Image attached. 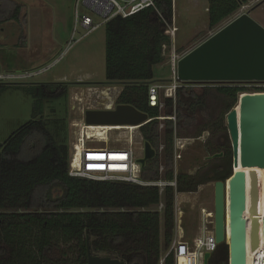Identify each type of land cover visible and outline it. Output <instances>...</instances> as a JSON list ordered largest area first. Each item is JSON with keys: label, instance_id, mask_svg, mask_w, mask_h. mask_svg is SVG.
<instances>
[{"label": "trees", "instance_id": "obj_1", "mask_svg": "<svg viewBox=\"0 0 264 264\" xmlns=\"http://www.w3.org/2000/svg\"><path fill=\"white\" fill-rule=\"evenodd\" d=\"M251 1L208 0L209 28H218ZM21 8L16 6L13 20L19 21ZM172 17V0H154L153 5L126 18L118 16L106 25L107 83L124 87L118 104L131 105L152 120L140 131L157 156L143 168L142 178L176 182V187L165 188L167 247L174 238L176 195L197 192L200 186L209 183L227 181L233 174L232 149L229 148L222 152L223 158L214 160L195 175H175V134L192 127L196 111L204 109L205 104L203 97L192 88H179L176 103L167 100L165 108L168 110L164 113L165 117L174 116L176 122L165 120L162 129L158 120L162 111L148 105L149 86L155 82L154 67L164 61L162 47L170 41L164 24L171 22ZM24 85L29 86L41 115L45 101L66 97L69 93L67 83L15 86L0 83V94ZM215 90L230 101L226 114L235 107L238 110L239 96L247 92L235 84H224ZM257 91L263 93L264 89ZM219 126L227 131L224 120ZM69 159L70 147L57 142L43 117L32 120L5 144H0V248L7 249H1L0 264H46L56 241L77 243L79 264H87V235L90 242L94 238L92 252L109 257L116 255V259L127 264H159L163 250L162 214L154 207L162 203L160 189L71 177ZM238 171L243 172L246 179L252 175L259 180L262 213L264 169L235 168V172ZM181 197L185 199L184 195ZM228 231L230 237L229 226ZM221 249L226 257L214 264H228L229 249L225 244ZM165 264H175L173 254L167 257Z\"/></svg>", "mask_w": 264, "mask_h": 264}, {"label": "rangeland", "instance_id": "obj_2", "mask_svg": "<svg viewBox=\"0 0 264 264\" xmlns=\"http://www.w3.org/2000/svg\"><path fill=\"white\" fill-rule=\"evenodd\" d=\"M173 17L171 22L164 24L166 35L176 27L175 42L170 39L169 47H175L177 55H187L202 42L209 39L222 27L235 18L250 14V16L264 27V0H253L247 6L242 7L234 16L223 22L218 28H209L208 0H172ZM28 7H22L19 21H13L16 3L10 0H0V75L22 74L26 71L40 73L36 77L24 81L4 80L0 83L15 86L17 84H52L67 83L69 93L66 97L45 101L44 112L41 115L36 107V99L31 94L29 86L11 87L0 94V144H5L12 135L21 130L32 120H40L43 117L47 128L54 135L57 142L72 143L71 124L79 120L78 105L82 104L83 113L89 107H94L102 101L105 109L114 108V96L110 92L104 94L88 93V87L106 88L112 87L120 90L116 84L110 86L106 80V25H103L94 33L84 36L86 30L76 22V12L90 15L96 23H101L103 18L89 8L84 7L83 0H29ZM13 21V22H12ZM154 83L164 86L171 84L173 76L170 67V57L154 67ZM83 83V84H76ZM85 83V84H84ZM224 84H183L182 87L192 88L203 97L205 108L197 110L194 124L183 131H177L174 139V172L175 175H195L214 160H208L215 154L231 148L229 132L223 130L219 124L224 120L227 126L226 114L230 101L219 96L216 87ZM244 87L249 94L259 93L258 89H264V83L235 84ZM117 91H113L116 94ZM264 93V92H263ZM99 95V96H98ZM240 97V96H239ZM85 100V101H84ZM167 101V100H165ZM185 102L189 103L188 99ZM101 107V106H99ZM94 109H97L95 107ZM175 109V107H174ZM241 107L238 108L240 113ZM160 117L161 126H164V113ZM189 114V111L187 110ZM226 114V115H225ZM176 122V120H175ZM85 120L79 124L78 143L75 148L74 158L82 170V153L88 143L85 142ZM220 127V129H219ZM71 128V129H70ZM119 135V134H118ZM228 137V141H227ZM226 139V141L224 139ZM180 140V144L177 141ZM229 142V143H228ZM177 144L179 148H177ZM91 148H102L104 144H89ZM120 145H125L121 143ZM109 146V145H108ZM113 146V145H112ZM220 151V152H218ZM179 156V158H176ZM219 159V158H218ZM229 181V179H228ZM255 183L254 197L251 200L250 179H246L247 198L243 213V264L250 262L251 256L258 248V230L261 217V185L259 180ZM162 195V203L154 207L162 214V255L166 256L173 248L177 238L179 226L181 233H185V241L193 247L195 239L199 235L200 228L207 218L214 219V183L200 186L197 192L184 193L185 199L176 195L175 200V231L172 244L167 247L165 241V188H159ZM182 195V194H181ZM181 198V199H180ZM253 203V204H252ZM182 212L181 216L179 214ZM259 219V222L258 220ZM252 222L253 249L250 250L249 222ZM184 230V231H183ZM231 241V237H229ZM94 238L91 239V242ZM228 244L230 242L228 241ZM226 245V244H225ZM1 247V246H0ZM224 247V244L221 245ZM221 247L218 249L211 264L223 260L226 255ZM228 247V246H227ZM6 249L5 247L0 248ZM229 249V247H228ZM7 250V249H6ZM79 247L75 242L55 243V248L46 264H79ZM94 255L107 257V254L93 252ZM7 254L4 257H7ZM195 254L182 255L178 264H194ZM111 257V256H110ZM181 257L185 261H180ZM116 259V255H112ZM2 260L0 254V261Z\"/></svg>", "mask_w": 264, "mask_h": 264}, {"label": "water", "instance_id": "obj_3", "mask_svg": "<svg viewBox=\"0 0 264 264\" xmlns=\"http://www.w3.org/2000/svg\"><path fill=\"white\" fill-rule=\"evenodd\" d=\"M177 81L181 84H248L264 83V27L250 14L241 15L222 27L209 39L185 55L178 63ZM117 103V101H116ZM113 109L100 107L83 113L88 125L140 126L152 120L131 105L116 104ZM236 107L227 115V129L232 146L233 174L227 181L214 183V233L223 245L230 227V264H243V213L246 206V177L235 168H264V93L241 94ZM157 152L144 143V156L138 163L145 168ZM223 153L208 157L222 158ZM251 200L255 183L250 175ZM229 199V203H228ZM253 204V203H252ZM228 216L230 224L228 225ZM254 222V221H252ZM252 222L249 224L250 250L253 249ZM227 226V231H226ZM87 264H127L120 259L94 255L90 236H86ZM210 253L204 256L209 264Z\"/></svg>", "mask_w": 264, "mask_h": 264}, {"label": "built area", "instance_id": "obj_4", "mask_svg": "<svg viewBox=\"0 0 264 264\" xmlns=\"http://www.w3.org/2000/svg\"><path fill=\"white\" fill-rule=\"evenodd\" d=\"M154 0H83V5L86 8H89L97 15L103 18L101 23H96L95 20L88 14H81L76 12V22L87 32L84 36H88L103 25H106L112 19L122 16L124 18L129 17L146 7L153 5ZM177 29L174 27L168 36L175 42ZM162 56L164 58L170 57V67L172 70L173 76L171 77V84L168 86L161 85L159 83H152L149 86L148 90V105L152 108H159L162 111L166 106L165 100H172L176 103L177 99V90L182 87L183 84L177 81V67L179 61L185 56L177 55L175 47H169L168 44H164L162 47ZM40 73L29 72L26 71L22 74H12L8 76L0 75V81L11 80V81H24L30 79L32 77H36ZM114 86V85H111ZM121 86V85H120ZM106 89V91L113 94V91H118L116 88L107 87V88H99V87H88V93L94 94H102V90ZM124 87L121 86L120 92L122 93ZM120 93V95H121ZM119 95V96H120ZM99 96V95H98ZM119 96L114 100V107L116 101H118ZM117 104V103H116ZM95 107H89L87 110H96ZM100 107H97L99 109ZM160 117L158 118V120ZM168 120H172L175 122L176 118L170 117ZM163 126H161V129ZM141 127L138 130V136L133 142L132 145H113L102 148H93L92 150L95 155L91 154V156L97 157L98 161L91 165L93 167L92 171H83L79 167V163L73 157V149L74 143H71L70 146V159H69V175L75 178H82L94 181L101 182H124L135 184L143 187H158V188H166L167 186L176 187V182H166L164 180L159 181H145L142 178V166L138 163V160L143 158L144 156V143L146 142L141 133ZM179 141H177L178 144ZM177 144V148L179 145ZM92 150H88L91 152ZM163 150V146L160 149ZM179 158V156H176ZM161 172H163V168H161ZM258 220V219H257ZM180 227L177 230V238L174 242L173 248L166 255L161 257L159 264H165L167 257L171 254L175 257V264H178V259L182 255L195 254L197 256L198 264H204V256L206 253H210L211 257L209 259L212 261V258L218 251L220 245L216 243L215 233H214V219L208 220L207 218L204 220L199 235L195 239V244L192 247L190 243L185 241V233H181ZM184 231V230H183ZM227 231V226H226ZM226 232V244H228V236ZM228 264H230V257L228 258Z\"/></svg>", "mask_w": 264, "mask_h": 264}, {"label": "bare ground", "instance_id": "obj_5", "mask_svg": "<svg viewBox=\"0 0 264 264\" xmlns=\"http://www.w3.org/2000/svg\"><path fill=\"white\" fill-rule=\"evenodd\" d=\"M85 101V100H84ZM74 104L78 106V114H81V118L79 120H74L71 124L72 128V142L74 143V148H76L78 143V136H79V124L84 117L82 116V108L83 105H78L75 101ZM167 119H163L165 121ZM70 128V129H71ZM140 126H111V125H88L85 123L84 125V137L85 142L88 143L85 150L82 153V170L91 172L93 167L91 165L96 164L98 159L95 156H89L91 154L95 155V153L90 147L89 144H104V145H119L121 143L132 145L135 139L138 136V130ZM119 134V135H118ZM88 150H92L88 152ZM75 149H73V157H76ZM259 168V167H258ZM264 169V168H261ZM245 197L247 198V185L245 184ZM262 223L260 221V225H257L258 236V248L256 249L255 253L251 256L250 262L247 264H264V200L262 201ZM259 222V219H258ZM262 224V226H261ZM194 264H198L197 256H193ZM180 261H185L181 257ZM181 262H179L180 264Z\"/></svg>", "mask_w": 264, "mask_h": 264}, {"label": "crops", "instance_id": "obj_6", "mask_svg": "<svg viewBox=\"0 0 264 264\" xmlns=\"http://www.w3.org/2000/svg\"><path fill=\"white\" fill-rule=\"evenodd\" d=\"M11 2H15L17 5L16 6H20V7H28L29 6V3H28V1L29 0H10ZM14 21V20H13ZM12 21V22H13ZM14 22H16V21H14ZM52 84H55V83H52ZM76 84H83V83H76ZM85 84V83H84ZM110 85V84H109ZM111 86V85H110ZM107 88V87H106ZM104 92H107L106 91V89H104V90H102V94H104ZM120 90L119 91H117L116 92V94H114L113 93V98H114V100H116V98L120 95ZM182 195H184V194H182ZM181 194H179L178 196H177V198L178 197H181L182 196ZM182 200H184V199H182Z\"/></svg>", "mask_w": 264, "mask_h": 264}, {"label": "flooded vegetation", "instance_id": "obj_7", "mask_svg": "<svg viewBox=\"0 0 264 264\" xmlns=\"http://www.w3.org/2000/svg\"><path fill=\"white\" fill-rule=\"evenodd\" d=\"M102 101H103V100H102ZM102 101L98 102L94 107H99V106L104 107V106H102V105H99L100 103L103 104ZM230 144H231V143H230ZM223 154H224V153H223ZM215 155H216V154H215ZM223 157H224V156H223ZM223 157H222V158H223Z\"/></svg>", "mask_w": 264, "mask_h": 264}]
</instances>
